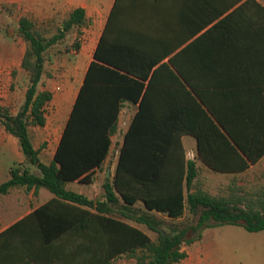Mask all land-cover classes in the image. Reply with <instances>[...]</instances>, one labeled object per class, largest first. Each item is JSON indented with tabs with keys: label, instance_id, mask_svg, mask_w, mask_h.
I'll return each mask as SVG.
<instances>
[{
	"label": "trees",
	"instance_id": "16d2710c",
	"mask_svg": "<svg viewBox=\"0 0 264 264\" xmlns=\"http://www.w3.org/2000/svg\"><path fill=\"white\" fill-rule=\"evenodd\" d=\"M221 1L216 8L206 0L199 21L191 10L189 33L172 47L112 41L103 32L48 163L39 159L30 135L31 127L45 125L53 97L44 84L51 77L48 57L73 33L64 52H78L90 22L83 8L41 22L19 18L16 35L25 43L20 68L28 86L16 113L0 105V127L17 140L24 161L8 171L0 197L13 188H45L53 195L21 223L36 220L55 264H178L186 257L181 246L189 243V230L231 225L264 231V186L253 190L236 182L264 157L261 111L250 105L257 90L263 94L260 103L264 100V4ZM165 25L142 22L137 42L153 38ZM125 103L135 111L99 196L89 199L66 189L70 183H94ZM183 136L195 139L193 159L186 158ZM197 162L232 178L223 192L201 187ZM188 217L196 220L176 223ZM52 230L75 231L76 237L53 240Z\"/></svg>",
	"mask_w": 264,
	"mask_h": 264
},
{
	"label": "rangeland",
	"instance_id": "374dc122",
	"mask_svg": "<svg viewBox=\"0 0 264 264\" xmlns=\"http://www.w3.org/2000/svg\"><path fill=\"white\" fill-rule=\"evenodd\" d=\"M261 1L264 2V0ZM25 15L38 22L47 21L51 18L34 16L30 11L21 7L16 8L14 5L0 6V105L10 108L12 113H16L22 105L25 90L28 86V77L20 68L25 43L16 35L18 20ZM74 38L75 34H70L64 46L71 44ZM64 46L52 49L46 64V71L51 77L46 79L44 84L52 91L54 97L66 90L67 95H71V91L77 88L78 83L82 80L84 70L88 65V61L79 62L74 52H64ZM88 51L89 47H85L82 52L84 57ZM69 106V102L61 105L57 100L55 101V98L52 99L46 107L45 126L30 128L33 146L39 150V159L43 163H48L53 157L62 124L69 112ZM134 111V107L121 111L117 132L112 136L110 152L102 170L95 174L94 183L88 186L73 183L72 188L82 191L92 199L99 196L100 185L105 174L108 172L107 177L113 175L118 149ZM2 129L0 127V134H3L1 133ZM6 136L5 143L10 150L0 148V184L7 179L10 167H15L16 164L24 161L17 140L8 137V135ZM189 142L194 143V140L191 137H185L184 143ZM18 150L20 161L16 154ZM188 153L190 159L195 156L193 150H188ZM197 166L199 167L201 187L211 194L223 192L232 179L229 175L208 170L200 162H197ZM29 168L33 169L32 167ZM236 182L238 185H244L246 188L253 190L264 186V159L247 172L238 175ZM44 190L45 194L49 193L46 189ZM25 191L20 188L0 198L3 201L20 200L23 198ZM195 220V217H188L176 223L187 225L188 222H194ZM169 224L170 222L166 220L165 226ZM141 228L152 240L156 238V233L149 231L144 226ZM161 230L167 231L165 227H162ZM186 240L189 243H183L181 246V249L186 252V257L178 264H264V231L249 233L239 226H213L202 229L198 233L189 230L186 234ZM118 263L134 264L131 260H120Z\"/></svg>",
	"mask_w": 264,
	"mask_h": 264
},
{
	"label": "crops",
	"instance_id": "0c3cea01",
	"mask_svg": "<svg viewBox=\"0 0 264 264\" xmlns=\"http://www.w3.org/2000/svg\"><path fill=\"white\" fill-rule=\"evenodd\" d=\"M209 1L216 8H219L222 3L221 0ZM258 1L264 4L263 1ZM3 5H14L16 8L21 7L30 11L34 16H41L42 18L52 16H61L62 18L75 8H83L90 25L88 28L83 29L80 50L74 53L79 62L88 61V64L92 60V55L103 32L104 34L108 33V37L112 41H126L127 43H135L136 46L141 44V46L144 45L146 47H172L180 44L182 39L189 33L191 28L187 21L190 11L192 10L193 13L196 14L197 20L199 21L200 17L203 18L206 10V0H0V6ZM231 10L232 9L228 10L227 13ZM155 20L162 24L165 23L166 25L156 30V34L153 38L143 42H137V33L142 22ZM85 47H89V52L87 57L82 59L81 55ZM81 83L82 80L78 83L77 88L71 91V95L68 96L66 90L58 96H53L52 99L55 98V101L57 100L61 105L69 102L70 112ZM253 94L254 96L252 97L250 104L251 110H254L255 112L261 111L259 122L260 126L264 127V100H262L261 103L260 100H258V97L262 92L260 93V91L258 92L257 90L256 92H252V95ZM131 107L134 106L125 103L121 111L128 110ZM68 115L66 119L68 118ZM119 121L120 115L118 122ZM65 122L62 124L59 138ZM1 133L3 134H0V148L10 150L5 143L6 135L8 134H5L3 129L1 130ZM8 137L12 136L8 135ZM185 137L190 136H183L181 139L186 158L190 159L188 156V150H193L195 154L196 142L195 139L191 137L194 140V143L189 142L185 144ZM16 154L20 161L19 150ZM263 159L264 157H262L261 160ZM252 167L253 166L250 168ZM97 172L98 171H95V174H97ZM107 174L108 172L105 176H107ZM72 184L73 183L67 184L66 189L92 199L82 191L72 188ZM18 189L20 188H13L1 197ZM44 189L45 188H39L38 190L31 189L25 191L23 198L20 200L3 201L0 198V264H55V261L49 259L47 256L40 229L35 223L36 220L31 218L26 220V222L21 223V220L29 217L35 209L49 202L53 198V195L47 189L46 190L49 193L45 194ZM132 225L142 230V225H137L135 223H132ZM50 237H52L53 240L59 237H68L69 239H72L76 237V232L69 230L62 234L52 230L50 232ZM51 244H53L52 248L54 249V246H56L55 241ZM69 264H71V262H69Z\"/></svg>",
	"mask_w": 264,
	"mask_h": 264
},
{
	"label": "bare ground",
	"instance_id": "6f19581e",
	"mask_svg": "<svg viewBox=\"0 0 264 264\" xmlns=\"http://www.w3.org/2000/svg\"><path fill=\"white\" fill-rule=\"evenodd\" d=\"M88 52H89V51H88ZM87 54H88V53H87ZM87 54L85 55V57H84V54H82V55H81V58H82V59L86 58V57H87ZM82 59H81V60H82ZM80 62H81V61H80Z\"/></svg>",
	"mask_w": 264,
	"mask_h": 264
},
{
	"label": "water",
	"instance_id": "95a60500",
	"mask_svg": "<svg viewBox=\"0 0 264 264\" xmlns=\"http://www.w3.org/2000/svg\"><path fill=\"white\" fill-rule=\"evenodd\" d=\"M107 176H108V174H107Z\"/></svg>",
	"mask_w": 264,
	"mask_h": 264
}]
</instances>
